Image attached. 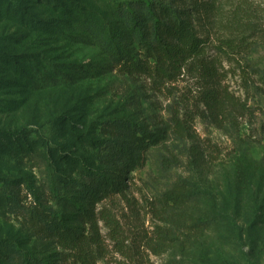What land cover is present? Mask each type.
<instances>
[{"label":"rangeland","instance_id":"rangeland-1","mask_svg":"<svg viewBox=\"0 0 264 264\" xmlns=\"http://www.w3.org/2000/svg\"><path fill=\"white\" fill-rule=\"evenodd\" d=\"M10 1L25 17H7L8 4L0 0V245L9 241L61 264L62 250L33 237L7 207L5 186L14 183L8 191L27 197V204L31 193L45 196L51 176L62 186L79 180L84 168L101 172L100 146L111 124L123 121L163 133L164 139L143 154L144 166L128 175L125 195L97 204V213H110L119 227L115 231L99 220L103 247L97 264H209L218 258L264 264V0H206L209 17H194L200 34L213 40L236 33L254 37L247 29L259 30L248 41L253 52L221 62L222 87L243 105L231 111L222 128L205 113L204 86L189 67L163 81L121 76L76 22L71 6L64 13L46 0ZM74 1L85 15H95L123 35L129 33L126 9L145 0ZM181 1L192 8L191 0ZM234 14L251 26L240 24L237 30L231 24ZM39 75L52 79V85L34 84ZM20 131L25 140L7 133ZM196 147L206 154L200 167L193 161ZM177 184L203 192L192 203L190 220L202 213L214 218L212 228L198 238L170 223L163 196ZM61 193L76 205L64 209L68 225L80 228L78 215L85 205ZM169 230L175 241L156 253L151 246Z\"/></svg>","mask_w":264,"mask_h":264},{"label":"trees","instance_id":"trees-1","mask_svg":"<svg viewBox=\"0 0 264 264\" xmlns=\"http://www.w3.org/2000/svg\"><path fill=\"white\" fill-rule=\"evenodd\" d=\"M2 1L8 4L7 17L23 21L25 13L16 2ZM66 1L69 4L62 5L58 0H46L63 9L64 13H67L65 7L73 8L78 16L76 22H81V27L98 42L111 67L121 76L130 78L142 76L163 81L170 74L181 73L189 67L204 86L201 103L204 105L205 113L218 128H222L231 120V111L234 109L240 111V108H243L228 88L222 87L219 68L224 58L235 59L236 55L253 52L254 43L248 41L255 38L259 30L247 29L254 37L236 33L231 38L213 40L210 37H203L194 22V17L205 19L211 14L206 0H191L192 8L185 6L181 0L170 2L145 0L136 2L126 9L122 17L126 21L129 33L120 35L105 27L104 21L95 15H85L74 0ZM231 24H234L237 30L240 24L251 26L249 20L235 14ZM261 78L264 82V71ZM51 81L53 80L39 75L34 84L49 86L52 85ZM108 132V139L100 146L98 155L101 172L92 173L84 168L80 172L79 180L63 183L62 186H57L56 180L51 176L45 196L31 193L33 199L27 204L24 203L28 200L27 197L21 198L19 193L8 191V185L13 186L14 183L8 182L5 186L7 207L14 210L17 218L22 221V226L33 237L43 239L62 250L59 260L61 264H97V256L103 247L98 228L99 220L106 222L113 230H119L110 213H97V204L115 195H125L128 175L141 169L145 164L143 154L164 139L163 133H153L144 125L123 121L111 124ZM7 133L12 139L27 138L21 131ZM191 151L195 166L200 167L206 154L199 147ZM238 168L239 174H242L241 167ZM62 190L66 195L81 200L85 205V209L78 215L80 228L69 226L63 215L66 206L74 210L76 205L72 200L62 197ZM202 194L201 190L194 189L191 185L177 184L163 196V204L171 216L170 223L175 230L187 231V234L198 238L200 234L212 228L214 218L207 213H202L192 220L189 217L192 203ZM209 196L212 209L218 211L216 201L212 195ZM50 201L54 202L55 207L49 204ZM174 241V233L169 230L168 233L161 234L158 242L151 248L160 253ZM0 260L2 264H58L55 261L47 262L40 259L9 241H4L0 245ZM209 264L229 263L218 258Z\"/></svg>","mask_w":264,"mask_h":264}]
</instances>
